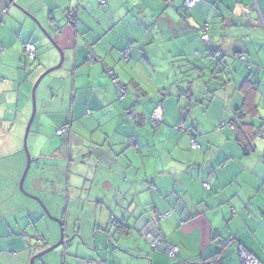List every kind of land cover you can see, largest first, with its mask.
I'll use <instances>...</instances> for the list:
<instances>
[{
  "label": "crops",
  "instance_id": "obj_1",
  "mask_svg": "<svg viewBox=\"0 0 264 264\" xmlns=\"http://www.w3.org/2000/svg\"><path fill=\"white\" fill-rule=\"evenodd\" d=\"M105 1L0 0V161L36 101L41 204L18 192L24 167L0 179V264L59 239L29 236L42 206L61 217V264H243L241 251L264 264V0ZM233 119L242 129L221 127Z\"/></svg>",
  "mask_w": 264,
  "mask_h": 264
},
{
  "label": "rangeland",
  "instance_id": "obj_2",
  "mask_svg": "<svg viewBox=\"0 0 264 264\" xmlns=\"http://www.w3.org/2000/svg\"><path fill=\"white\" fill-rule=\"evenodd\" d=\"M246 9H249V8H246ZM33 86H32V89H33ZM32 89H31V95H32ZM35 93H36V91H35ZM34 104H35L34 109L36 112V101ZM30 108H31V111H30L29 117L26 120V122L23 121L20 123H16L9 128V133L6 136L5 141H7V144H9V146H10V151H11L10 153L11 154H9L10 156H8L5 160L0 161V163H1L0 164V179L3 178L5 180H7L9 177L14 176V174L17 170L20 171L22 167H24L23 172L25 170V167L27 164V155H26V152H25L24 147H23V142H24L26 127L28 125V122H29V119H30V116H31L32 110H33L32 99L30 100ZM34 119H35V115H34ZM34 119H33L32 125L30 127L27 139H26V147H27L28 155L30 157V161H32L33 155L31 154V151L29 150V147H28L29 146L28 138L30 136L31 131H33V128L35 126ZM3 140H4V138L0 141H3ZM30 167H31V163H30ZM23 172H22V174H23ZM31 172H30V168H29L26 179H25L23 186H22L23 190L21 191L18 188V192L21 195L26 196V197H32V195L29 194L30 192L28 190L29 184H30L31 178H32ZM21 177H22V175L20 176V179H21ZM20 179H19V182H20ZM18 185H19V183H18ZM32 198H35V197H32ZM50 199H53V198H50ZM33 200L37 201L40 204V202L37 198H35ZM35 201H31V202H33V204H35L34 203ZM40 201L42 202V200H40ZM47 203L48 202L45 201L46 206H47ZM56 204L59 205V202H57ZM46 208L42 206V210L44 212L43 213L44 219L40 223L37 224L36 232L33 229H29L28 233H29L30 237L37 234L39 237H43V238L46 236L52 237L53 234H55V236L58 235L59 239L54 244L49 246V247H52L59 242L61 236L62 235L64 236V233L62 232V228H61V222H60L61 217L60 216L54 217L55 214H52ZM19 211H20V209H19ZM45 211H47L48 214H46ZM65 246H66V244L59 246L58 248L51 251L50 253L40 257L38 260H36L37 264H61V261L57 257V255H61V257H62ZM67 250H69L68 253L69 252L74 253L76 251L75 248H71V247H69ZM40 262H42V263H40Z\"/></svg>",
  "mask_w": 264,
  "mask_h": 264
},
{
  "label": "built area",
  "instance_id": "obj_3",
  "mask_svg": "<svg viewBox=\"0 0 264 264\" xmlns=\"http://www.w3.org/2000/svg\"><path fill=\"white\" fill-rule=\"evenodd\" d=\"M200 0H187V4H186V8H193L195 6V4L197 2H199ZM106 4V1L105 0H100V6L101 7H104ZM250 9H246V12H249ZM66 16H67V19L69 21L72 22V17L70 14L66 13ZM261 18V21L264 20V14L260 17ZM207 27L203 28L202 29V36H201V40L203 42H205L206 44H209L210 42V39H209V36L207 34ZM24 51L27 55V57L30 59V60H35L36 59V55H35V46L34 45H31V44H25L24 46ZM91 57V56H90ZM108 76H110V78L112 79V83L116 84V81L115 79H113L111 77V72H108ZM159 109V108H158ZM160 110H156V112H154L153 116H152V121L153 122H159L160 121ZM131 116V114H130ZM221 126H227L228 128L232 129L231 125L229 124H222ZM56 134L58 136H62L65 134V130L64 129H59ZM192 148L196 149L197 146L195 143H192ZM204 191H209L210 190V185L209 183H204L202 185ZM231 241H228V243H230ZM161 245L160 241L158 240H155L151 243V247L153 250H157L159 248V246ZM179 251V248L178 247H167L166 248V254L169 258H174L175 255L178 253ZM241 256H242V263L243 264H261L260 262H258L253 256H251L250 254L246 253V252H243L241 251L240 252ZM87 264H96V263H87ZM212 264H222L221 261H214Z\"/></svg>",
  "mask_w": 264,
  "mask_h": 264
},
{
  "label": "water",
  "instance_id": "obj_4",
  "mask_svg": "<svg viewBox=\"0 0 264 264\" xmlns=\"http://www.w3.org/2000/svg\"><path fill=\"white\" fill-rule=\"evenodd\" d=\"M60 55H61V61H60L59 65H58L56 68L51 69V70H48V71H46L45 73H43L42 76H40V78L37 80L36 84H35L34 87H33V91H32V94H33V95H34L35 89H36L37 85L39 84V82H40L45 76H47L48 74H50L51 72L55 71L56 69H58V68L61 66L62 59H63V58H62V53H61V52H60ZM34 107H35V105L33 104V112H32V114H31V117H30V119H29L28 125H27V127H26L25 136H24V142H23V147H24V150H25L26 155H27V165H26V168H25V170H24V172H23V175H22V177H21V179H20V182H19V189H20L21 191L23 190V189H22V186H23V183H24L25 178H26V176H27V173H28V171H29L30 163H31V161H30V157H29L28 152H27L26 139H27V136H28V133H29L30 127H31L32 122H33L34 113H35ZM31 198H32V197H31ZM33 199H35V198H33ZM45 213L48 214L47 211H45ZM65 244H66V242L64 241V239H63V235H62L61 238H60V240H59V242H58L57 244H55L54 246H52V247H50V248H47L46 250L42 251V252L39 253L38 255L32 257L31 260H30V264H34V261H35V260H37V259H39L40 257H42V256H44V255L50 253L51 251L55 250V249L58 248L59 246H62V245H65Z\"/></svg>",
  "mask_w": 264,
  "mask_h": 264
},
{
  "label": "trees",
  "instance_id": "obj_5",
  "mask_svg": "<svg viewBox=\"0 0 264 264\" xmlns=\"http://www.w3.org/2000/svg\"><path fill=\"white\" fill-rule=\"evenodd\" d=\"M72 20H74L73 18H72ZM73 22V21H72ZM205 27H207V26H204L203 28H205ZM207 29H208V27H207ZM208 32V31H207ZM202 36V35H201ZM209 45H210V42H209ZM35 52H36V48H35ZM36 55V54H35ZM213 55L212 54H210V57H212ZM242 60H244V58H242ZM33 61V60H32ZM243 113V112H242ZM238 117H239V119H240V117H242V115H238ZM237 117V118H238ZM236 121H237V119L235 120V119H233L231 122H227V123H223V124H229V125H231V127H232V129H230V130H232V131H239L240 129H242V126H240V125H242V124H236ZM155 123V125L157 124H160V121L159 122H154ZM221 127H223V126H221ZM227 127V126H226ZM61 129H64L65 130V134L64 135H62V136H58L57 134V136L59 137V138H67L68 137V135H69V131H68V129L66 128V127H62ZM58 131V130H57ZM116 233H119V235H121V234H127L128 233V228H127V226H125L124 224L123 225H118V224H116V226H115V234ZM158 241H160V243L162 244V245H165L166 247H165V252H166V248L168 247L165 243H164V240L163 239H157ZM154 241V240H153ZM153 241H151V243L153 242ZM232 242H230V243H228V245H230ZM151 245V244H150ZM227 245V246H228ZM224 246V245H223ZM160 247V246H159ZM179 252V251H178ZM178 254V253H177ZM176 254V255H177ZM176 255H175V257H176ZM174 257V258H175ZM174 258H170V259H174ZM217 261H218V259H216ZM216 260H213L212 262H211V264L214 262V261H216ZM220 261V260H219Z\"/></svg>",
  "mask_w": 264,
  "mask_h": 264
}]
</instances>
